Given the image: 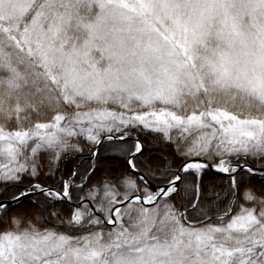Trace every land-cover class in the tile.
I'll return each mask as SVG.
<instances>
[{"label":"snow or ice","instance_id":"6c2138e0","mask_svg":"<svg viewBox=\"0 0 264 264\" xmlns=\"http://www.w3.org/2000/svg\"><path fill=\"white\" fill-rule=\"evenodd\" d=\"M0 264H264V0H0Z\"/></svg>","mask_w":264,"mask_h":264}]
</instances>
